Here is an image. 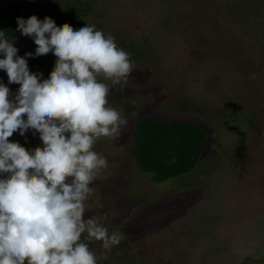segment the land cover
Here are the masks:
<instances>
[{"label": "rangeland", "instance_id": "obj_1", "mask_svg": "<svg viewBox=\"0 0 264 264\" xmlns=\"http://www.w3.org/2000/svg\"><path fill=\"white\" fill-rule=\"evenodd\" d=\"M29 1L58 26L112 34L133 58L127 84L97 77L109 85L107 106L128 121L118 138L93 147L108 168L90 185L85 219L122 237L111 250L91 240L97 264H264V186L254 182L264 174V0H93L74 18L63 4L84 0ZM28 39L15 38L18 55ZM45 56L28 59L31 72L48 74ZM0 82L12 93L20 87L3 70ZM142 116L199 122L208 138L196 167L153 182L132 153ZM9 141L43 147L32 130ZM245 250L255 258L246 261Z\"/></svg>", "mask_w": 264, "mask_h": 264}, {"label": "clouds", "instance_id": "obj_2", "mask_svg": "<svg viewBox=\"0 0 264 264\" xmlns=\"http://www.w3.org/2000/svg\"><path fill=\"white\" fill-rule=\"evenodd\" d=\"M17 31L37 45L19 56L15 38L0 31V70L16 93L0 82V264H97L87 239L111 250L122 237L85 219V201L107 159L93 150L101 137L118 138L128 121L108 107L109 85L127 84L130 54L112 34L95 25L74 29L51 17H17ZM52 53L47 79L31 72L27 58ZM121 91L122 89H115ZM10 97H14L10 99ZM26 117V119H25ZM39 133L43 147L28 150L10 142L14 133ZM105 258V257H101Z\"/></svg>", "mask_w": 264, "mask_h": 264}, {"label": "trees", "instance_id": "obj_3", "mask_svg": "<svg viewBox=\"0 0 264 264\" xmlns=\"http://www.w3.org/2000/svg\"><path fill=\"white\" fill-rule=\"evenodd\" d=\"M93 2V0H84L77 7L66 3L63 4L62 11L70 18L77 15L86 16L91 12ZM54 3L52 0L48 2L49 5ZM46 10L38 5L32 7L29 0L1 2L0 31H4L9 39L22 36L16 30L18 27L17 17L28 19L35 15L43 20L45 17H51L50 14H45ZM23 44L22 47H26L21 49L22 53L19 56H25L27 52L35 53L37 45L32 38ZM27 59L31 61L32 65L40 61L39 57ZM55 59V56L50 54L44 58L47 65H50L44 69L48 70V74L54 69ZM130 60L133 61V58L130 57ZM43 64L42 61L40 65ZM48 74L44 75L43 79H47ZM133 132L132 153L135 161L139 168L147 173L155 183L175 178L195 168L201 159L208 138L207 131L199 122L181 118L164 119L142 116L136 120ZM80 242L88 244L89 249L91 248V240L87 239V234H82Z\"/></svg>", "mask_w": 264, "mask_h": 264}, {"label": "flooded vegetation", "instance_id": "obj_4", "mask_svg": "<svg viewBox=\"0 0 264 264\" xmlns=\"http://www.w3.org/2000/svg\"><path fill=\"white\" fill-rule=\"evenodd\" d=\"M238 152L241 153L240 151H238ZM240 160H241V159H240ZM237 166H239V165H237ZM239 171H241V168L239 169ZM242 171H245V170H242ZM239 176L242 177V175H240V174H239ZM254 182L256 183L257 186H264V174H261V175H260V178H259L258 180H256V181H254ZM263 190H264V189H263ZM257 200H258V199H257ZM260 222L262 223V220H260ZM261 223L258 224V222H257V225H258V227H260V228L264 231V227H263L264 225L261 224ZM257 225H256V226H257ZM247 253H248V254H247ZM243 254H246V255H245V258H246V259L244 258L246 261H251V259L255 258V257H253L251 251L248 252V250H245ZM241 261H242L243 263H245V262L243 261V259H241ZM239 262H240V261H239ZM252 264H253V263H252Z\"/></svg>", "mask_w": 264, "mask_h": 264}]
</instances>
